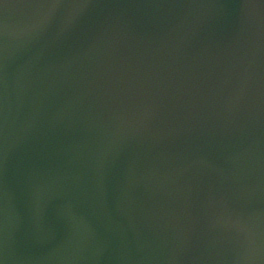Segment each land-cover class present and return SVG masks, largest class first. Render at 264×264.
Wrapping results in <instances>:
<instances>
[{
    "label": "water",
    "instance_id": "water-1",
    "mask_svg": "<svg viewBox=\"0 0 264 264\" xmlns=\"http://www.w3.org/2000/svg\"><path fill=\"white\" fill-rule=\"evenodd\" d=\"M0 264H264V0H0Z\"/></svg>",
    "mask_w": 264,
    "mask_h": 264
}]
</instances>
